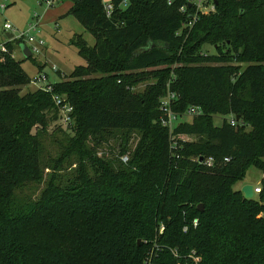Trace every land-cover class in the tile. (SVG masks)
Instances as JSON below:
<instances>
[{"label": "trees", "instance_id": "obj_1", "mask_svg": "<svg viewBox=\"0 0 264 264\" xmlns=\"http://www.w3.org/2000/svg\"><path fill=\"white\" fill-rule=\"evenodd\" d=\"M122 1L111 0L107 17L103 0H72L69 13L96 44L73 38L87 65L56 72L52 93H23L31 78L21 63L0 62V264H143L154 244L153 264H190L191 252L198 264H264V178L257 200L231 189L251 166L264 173V0H215L187 29L185 0ZM170 72L172 110H201L173 139L158 122ZM151 79L161 94L131 91ZM53 95L74 107L71 130ZM119 132H138L135 147L127 136L117 154L107 145L99 156Z\"/></svg>", "mask_w": 264, "mask_h": 264}, {"label": "rangeland", "instance_id": "obj_2", "mask_svg": "<svg viewBox=\"0 0 264 264\" xmlns=\"http://www.w3.org/2000/svg\"><path fill=\"white\" fill-rule=\"evenodd\" d=\"M7 2L9 3L8 7L5 10L0 9V44L8 41L7 31L4 28L5 22H10L19 31L26 30L31 24H38L41 37L46 40V49L41 54L35 55L33 60L26 59L23 56L22 51L19 48H15V59L21 63L22 69L32 79V82L41 73H45L48 77V83L55 84L60 81V77L56 71L53 70L54 67L64 75L70 76L77 67L87 65L84 58L79 54L77 47L72 45V41L76 35H82L88 45L94 47L96 44V38L91 32L86 30L74 15L69 13L72 5L71 0H64L52 7L40 3L38 0H7ZM155 47L159 48L157 45ZM200 53L212 55L215 54V49L207 45H201ZM185 64V62L182 63V65ZM247 64L248 63L245 62V60L239 63L237 62L236 65L239 67L238 73H241L246 68ZM175 67H177L176 64H170L167 66L171 71H173V68ZM172 74L173 73L170 72L169 76L171 77ZM147 85L156 88L161 94L163 82H159L158 79H151L147 82L140 83L134 86L131 91L134 94L140 95L143 93ZM37 90H39V86L31 83L27 88H23V93ZM162 96H160L159 99ZM178 115L180 116L177 121L178 124L182 122H190L193 118L187 113V110L178 113ZM229 117H231V115L226 116L225 118L228 119ZM222 121L223 117L215 116L212 119L213 126H219ZM247 130H249V128H247ZM120 134L121 133L119 132L110 136L111 139L115 137L113 138L114 140H111L108 144L103 143L104 148L102 151H99L98 155L102 156V153L106 154V150L110 149L107 145H110V147L113 149L115 148L114 150H116L121 138H126L127 136L129 137V148L133 149L135 147L139 139L138 132ZM180 139L186 141L196 140L194 137L188 136H181ZM48 149L49 153H55L53 148L49 147ZM122 157H127L128 159L127 154H123ZM263 178L264 173L251 166L246 170L243 179L235 183L231 189L241 191L244 185H250L253 188L258 189L260 188V183ZM43 187V184L40 186L30 185L24 191L19 193L20 197L38 195ZM253 198L257 200V194H254ZM258 217H264V213H259ZM160 227L164 226L160 225Z\"/></svg>", "mask_w": 264, "mask_h": 264}, {"label": "built area", "instance_id": "obj_3", "mask_svg": "<svg viewBox=\"0 0 264 264\" xmlns=\"http://www.w3.org/2000/svg\"><path fill=\"white\" fill-rule=\"evenodd\" d=\"M40 3H44L48 7L55 6L62 2L63 0H38ZM186 5H183L179 8L181 12H185L187 10L186 7L190 8L189 19L187 22L183 23L182 29L191 28L193 23L196 21L197 17L201 14H208L214 11L215 0H185ZM9 3L7 0H0V9L5 10L8 7ZM126 5V0H123L120 4V7H124ZM104 11L107 17L111 16L113 11V4L110 1H103ZM58 25V24H57ZM4 28L7 31V34H11L12 38H8V41L0 44V62H3L7 57L11 56L15 58V48H20L21 44H25L32 56L41 54L46 49V40L41 37L40 30L38 28V24H31L26 30L19 31L17 28L13 26L10 22L4 23ZM58 28V27H56ZM180 31H178V35ZM10 45H13V50L11 51ZM54 71L58 72L57 68H53ZM174 82V75H171L166 85L165 94L159 99L158 110L160 113L159 116V124L162 128L168 131L170 139H173L172 133L174 128L177 126V121L180 116L172 110V105L174 101L177 99V95L175 92L171 91V84ZM31 83L39 86V90H44L45 92L52 93L53 92V84L48 83V77L45 73H41L35 80ZM41 84V85H40ZM53 101L55 106L57 107L60 114V124L64 127V129L71 130L74 125V107L66 102L65 98L59 95H53ZM187 113L190 116H197L201 114V110L198 107H191L187 110ZM230 126L235 127L237 125V120L233 116L226 119ZM121 162L126 164L128 159L127 157H121ZM225 162L228 159L224 160ZM205 165L212 166L213 159L208 158L205 161ZM260 193V189L253 188V195ZM193 227L195 228L197 225V220H193ZM163 227H160L162 230ZM185 230V229H184ZM156 244H154L153 249L148 252L145 257L143 264H153L152 257L154 255V251L158 250ZM172 254L177 257V252L172 250ZM187 259L190 261V264H198L200 262V258L195 255L194 252H191L187 255ZM188 264V263H186Z\"/></svg>", "mask_w": 264, "mask_h": 264}, {"label": "water", "instance_id": "obj_4", "mask_svg": "<svg viewBox=\"0 0 264 264\" xmlns=\"http://www.w3.org/2000/svg\"><path fill=\"white\" fill-rule=\"evenodd\" d=\"M7 37L8 38H12V35L11 34H7ZM151 47H153L152 44H150V47H148L146 50H149ZM20 48H21V51H22L23 56L26 59L29 60L32 57V54L29 51V49L27 48V46L25 44H21L20 45ZM236 120L238 121L239 120V117H236ZM199 161H202V158H200ZM241 193L243 194L244 199H246V200L253 199V187L252 186H250V185H244L242 187V189H241ZM202 210H203V205H199L198 211L199 212H202ZM136 244H137V246H139L140 245V241L138 240L136 242Z\"/></svg>", "mask_w": 264, "mask_h": 264}, {"label": "crops", "instance_id": "obj_5", "mask_svg": "<svg viewBox=\"0 0 264 264\" xmlns=\"http://www.w3.org/2000/svg\"><path fill=\"white\" fill-rule=\"evenodd\" d=\"M24 1H28V0H24ZM64 1V0H63ZM106 1H110V0H106ZM71 4H72V0H71ZM72 6V5H71Z\"/></svg>", "mask_w": 264, "mask_h": 264}]
</instances>
